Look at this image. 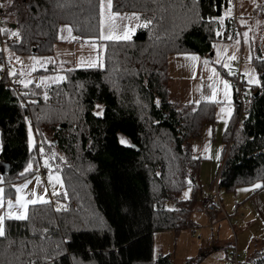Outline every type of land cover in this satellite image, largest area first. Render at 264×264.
<instances>
[{"label":"trees","instance_id":"16d2710c","mask_svg":"<svg viewBox=\"0 0 264 264\" xmlns=\"http://www.w3.org/2000/svg\"><path fill=\"white\" fill-rule=\"evenodd\" d=\"M0 5L2 34H20L8 43L16 53H51L62 24L79 39L104 44L101 64L63 67L55 82L23 84L18 69L0 75V161L10 163L4 192L13 193V182L31 174L29 160L35 168L47 161L62 174L66 201L30 203L24 219L6 217L0 264H172L167 253L153 256V231L192 225L200 161L191 144L203 123L214 120L215 102L169 100L168 56L209 54L223 37L225 0H112L113 10L137 12L144 21L129 38L105 40L99 0ZM257 14L264 15V0ZM258 51L252 58L258 82L243 119H229L223 133L218 188L264 185V56ZM3 56L0 50V63L8 66ZM55 69L54 62L37 71ZM233 104L237 111L234 88ZM242 264H264V238Z\"/></svg>","mask_w":264,"mask_h":264},{"label":"rangeland","instance_id":"374dc122","mask_svg":"<svg viewBox=\"0 0 264 264\" xmlns=\"http://www.w3.org/2000/svg\"><path fill=\"white\" fill-rule=\"evenodd\" d=\"M102 3L104 5L103 9L101 8ZM259 8H263V0H237L236 17L241 26V32L243 34L242 39H231L223 36L214 40L212 42L211 56H208V54L201 55L191 51L169 54L167 61V72L169 73V100L177 105L189 101L196 102L200 99L210 100L216 104L221 102L223 103V106L234 105L230 81L233 82L232 74L234 69L237 68L238 62L240 65L239 57H241L240 70L246 82L247 91L243 98V103L239 105L237 111L232 110V112H234L230 115V119L233 117V122L241 121L242 118L239 116L243 113L245 103L248 101L249 94L252 91V86L258 82V75L252 62L253 55L259 50L258 52L264 56V15L257 14ZM99 14L100 39H102V36H111L112 39L129 38L144 21L137 12L113 10L112 0L110 8L108 7V0H99ZM229 14L230 12L225 8L222 15L219 17V20H223L225 17L229 16ZM134 17H138V19ZM245 33L247 35H245ZM1 36L4 40L7 35ZM83 41H86V39L82 40L77 36L75 37V40L63 42V44L60 41H57L55 44V51H57L56 46L61 48V52H64L65 56L63 61L57 60V54H54V56H48L46 54L37 53H16L8 46V43H4L3 54L8 63L7 70L9 73H12L14 69H18L19 75L16 77L19 82L23 84H28L30 82L51 83L58 81L63 77V71L61 70L63 67L101 64L104 47L103 41H99L98 44H95L91 48H89L86 42ZM53 51L51 53H53ZM191 57H196L197 59L193 60ZM50 59H54V62L56 63V69L54 71H37L40 68H45L53 64V61L50 63ZM0 64L1 67L2 63ZM218 75H222L224 79H221ZM225 82L229 87L225 88ZM98 106L95 109L96 112L101 110V106L100 108ZM225 125L226 123L223 124L220 121L215 125V132L217 133L215 143L220 145L219 152L223 148L221 136ZM27 127L28 143L32 146L36 139L33 128L30 124H27ZM26 169H31V174L21 180L13 182V193L8 194L4 192L5 186L3 184L4 178L7 174L0 172V189L3 190L0 192V216H11L13 218L18 214L26 216L27 207L32 201L41 202L38 198H42L43 201L50 200L56 206L65 204V186L60 170L47 164L45 174L41 175L38 172V168H35L33 162L30 160L27 162ZM214 176L215 175H213V177ZM213 177L207 181L206 184L210 185L211 183V186L208 188L210 190L214 188L212 182L214 179ZM25 185L27 186L25 187ZM17 189H20V191H17ZM189 190V187L184 188L182 196H187L186 194H188ZM234 191L235 190H226L219 187L218 195L222 201L224 198L225 202H227L229 200L228 197L232 195ZM197 193L200 195L198 189ZM202 195L203 193H201V198ZM18 198L20 203H17ZM9 203L13 205L11 209L8 207ZM233 209L234 203H231V209L225 210L230 213ZM200 211V223L208 222L210 217L208 219V217L205 216L208 213L203 209ZM236 211L237 215H230V223L234 224L232 229L230 223H227L224 220L228 225L227 229L229 231L228 237L225 240H217V238H219L217 235V224L213 229L208 223L206 227L201 230H199L197 225L189 230L184 229V233H187L192 238L197 239L198 236L203 237L200 248L198 247V249H195V241H192L189 246L181 247L178 239H176L177 231H174L173 228L153 231V256L156 257L160 253H167L172 264H184L187 258L186 253H191L192 255H196L193 264H203V262H207V264H224L227 263L226 259L224 262V252L231 254L235 248L238 253L237 264H242L245 251L241 250V247H237L234 235L236 229L240 227L239 224H241V221L244 223L242 214L243 216L248 214L249 206H245V208L243 206V209L242 207L237 208ZM235 218L239 220L238 223L236 220L234 221ZM251 220L252 217L249 218L248 228L243 227V230L246 233L249 230L257 229V224L250 222ZM221 228H223V226H221ZM221 228L219 229V232H221ZM211 234L218 242L216 244L219 245V251L212 249L214 243ZM263 235L264 233L256 234V237L252 239L251 243H249L250 248L254 247V252L260 246ZM204 250H211V254L200 260L199 258L205 253H202ZM249 250L250 249H248V251Z\"/></svg>","mask_w":264,"mask_h":264},{"label":"crops","instance_id":"0c3cea01","mask_svg":"<svg viewBox=\"0 0 264 264\" xmlns=\"http://www.w3.org/2000/svg\"><path fill=\"white\" fill-rule=\"evenodd\" d=\"M240 28H241V26H240ZM67 29H70V31H68ZM72 32L73 31L68 24H62L60 26V29L58 32L59 33V41L63 44V42L75 40L76 35ZM242 35L243 34L241 32V39H242ZM76 41H78V40H76ZM79 42H81V41H79ZM83 42H86L87 46L89 48H91L95 44H98L99 41L86 40ZM56 49H57V51H55V47H54L53 53L46 54V55L54 56V54H57V60L63 61L65 59L64 58L65 57L64 52H61V48L59 46H56ZM208 56H211V55L208 54ZM241 60H242V58L239 57L240 65H241ZM52 61L54 62L55 60L50 59V63H52ZM77 66H89V64L88 65H77ZM167 66H168V62H167ZM218 76L221 79H224V77L222 75H218ZM230 84H231L232 95H233V87H232L231 81H230ZM232 110H233V105L232 106H229V105L223 106V103H221V102L218 104L215 103L214 120L203 123V125L201 127L200 136H198L192 140V144H191L192 154L195 157L199 158V161H200L199 173H198V179L200 181L198 192L200 194V198L197 201H195L193 206H192L193 208H192L191 213H190V219L192 221V225L189 227H183V228L173 229V230L177 231L176 239H178V242L181 244V247L182 246H189V244L192 243V241H195V243H196L195 249H198V247L200 248L201 240L203 237L198 236L197 239L192 238L187 233H184V231H183L184 229L189 230V229L194 228L197 225L199 227V230H201L202 228L204 229V227H206L207 223L213 229L214 226L217 224V235L219 236V238H217V240H221V241L223 239L225 240V239H227L228 234H229V231L227 229L228 228L227 223H230V218H231L230 215H237L236 214L237 208L242 207V209H243V206H244V208H245V206H249L248 214L246 216H243V214H242V219H243L244 223L241 221V224H239L240 227L236 229L235 235H234V240L236 242L237 247H241V250L245 251L244 255H243L244 259L242 260V262H244V260H246L254 252V250H253L254 247L250 248L249 243H251L252 239L256 237V234H263L264 233V185L261 186L259 182L238 185L237 187H235L233 189L235 191L233 192L232 195H230L228 197L229 200L227 202H225L224 198L222 201V199L219 197L220 202H221L222 207H223V210H208L205 203L202 201V198H201V193L210 191V189H208V188L211 186V183H210V185L209 184L206 185L207 181L212 179L213 175L216 176V174L218 173V171L220 169L219 165L221 163L222 150L219 152V146L220 145L219 144L217 145V143H215V140L217 137V133L215 132V125L219 121L222 122L223 124L226 123L225 128L222 132V136H221V139L223 140V133L226 129L228 120L230 119V115L232 113ZM212 182H213V180H212ZM256 185H260V187H256ZM189 193H190V190H189L187 195H189ZM231 203L232 204L234 203V209L232 212L228 213V211H226V210L231 209ZM202 209L208 213L205 216H207L208 219L210 217V220H208V222L201 224L200 223V221H201L200 220V212H201L200 210H202ZM226 215H228V216H226ZM250 217H252V220L250 222L256 223L257 229L249 230L246 233L243 230V227L248 228V226H249L248 221H249ZM235 220L237 223L239 222L238 219L235 218L234 221ZM221 226H223V228H221ZM233 226H234V224L230 223L231 229L233 228ZM235 227H236V225H235ZM220 228H221V232H219ZM211 236L213 238V243H214L212 249H216L215 251H219V245L216 244V243H218L217 240L214 239L212 234H211ZM262 238H264V235L262 236ZM248 249H250V250L248 251ZM202 253H204V254H202L201 258H199L200 260L204 259L208 255H210L211 250H209V251L204 250V251H202ZM224 253H225L224 262H225V259L228 262V256L230 254L228 252L227 253L224 252ZM186 254H187L186 259L192 258L193 260H195V258H196L195 254L194 255H192L191 253H186ZM218 256H219V254H218ZM221 256H222V254H221ZM203 264H207V262H203ZM224 264H227V263H224Z\"/></svg>","mask_w":264,"mask_h":264},{"label":"built area","instance_id":"2783aa9c","mask_svg":"<svg viewBox=\"0 0 264 264\" xmlns=\"http://www.w3.org/2000/svg\"><path fill=\"white\" fill-rule=\"evenodd\" d=\"M236 3L237 0H225V8L230 12L229 16L225 17L226 20H222L220 23V30L224 37H228L231 39H241V28L238 23L236 17ZM0 29H3V22L0 19ZM16 33V32H15ZM17 35H7L6 38L3 40L2 31H0V50L3 53V44L4 43H13L18 41L20 34L16 33ZM4 59V56L3 58ZM5 60V59H4ZM3 61V60H2ZM7 71V66L5 63H2L0 67V75L2 76L4 72ZM232 84L235 91V98L238 104L243 103V98L246 95L247 86L246 82L242 76V72L240 70V65L238 62L237 68L234 69L232 74ZM243 119V113L239 116ZM47 165H45L44 161H40L38 166V172L41 175L45 174ZM218 178H219V171L213 179L214 188L209 192H204L202 195V200L204 201L208 210H222V204L220 202V198L218 195ZM238 263V253L236 249H233V252L228 256L227 264H237Z\"/></svg>","mask_w":264,"mask_h":264},{"label":"snow or ice","instance_id":"6c2138e0","mask_svg":"<svg viewBox=\"0 0 264 264\" xmlns=\"http://www.w3.org/2000/svg\"><path fill=\"white\" fill-rule=\"evenodd\" d=\"M0 6H2V5H0ZM103 7H104V5H103V3L101 4V8L103 9ZM108 7L110 8L111 7V0H108ZM134 18H137L138 19V17H134ZM144 26H147V25H144ZM68 31H70V29H67ZM0 31H5V30H2V29H0ZM12 35H17L16 33H12ZM245 35H247L246 33H245ZM102 39H112V37L111 36H107V37H101ZM126 38V37H125ZM191 59H193V60H195V59H197L196 57H191ZM25 86H27V85H25ZM227 87H229V85L225 82V88H227ZM41 151H43V149H41ZM45 165H47V161H45ZM28 169H26V171H27ZM50 179H51V177H50ZM27 185H25V187H26ZM256 187H260V185H256ZM3 190L2 189H0V192H2ZM17 191H20V189H17ZM187 195V194H186ZM38 199H40L41 200V202H44V203H47L48 201H43L42 200V198H38ZM36 201H32V203H35ZM17 203H20V200H19V198H18V200H17ZM23 206V205H22ZM8 207L11 209L12 207H13V205L11 204V203H9V205H8ZM7 218H13V217H11V216H9V217H7ZM15 219H24L25 218V216L24 215H22V214H18V215H16L15 217H14ZM6 219V217H3V216H0V236H4V234H5V232H4V220Z\"/></svg>","mask_w":264,"mask_h":264},{"label":"water","instance_id":"95a60500","mask_svg":"<svg viewBox=\"0 0 264 264\" xmlns=\"http://www.w3.org/2000/svg\"><path fill=\"white\" fill-rule=\"evenodd\" d=\"M211 54H212V51H209V55ZM255 93H257V91H255ZM9 168H10V163L8 161H4V160L0 161V172L1 173L8 171Z\"/></svg>","mask_w":264,"mask_h":264},{"label":"bare ground","instance_id":"6f19581e","mask_svg":"<svg viewBox=\"0 0 264 264\" xmlns=\"http://www.w3.org/2000/svg\"><path fill=\"white\" fill-rule=\"evenodd\" d=\"M222 210H223V207H222Z\"/></svg>","mask_w":264,"mask_h":264}]
</instances>
